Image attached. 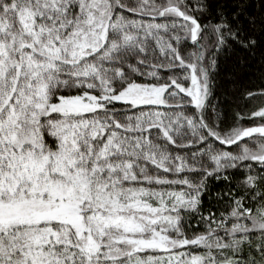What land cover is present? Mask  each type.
<instances>
[{
  "label": "snow or ice",
  "instance_id": "6c2138e0",
  "mask_svg": "<svg viewBox=\"0 0 264 264\" xmlns=\"http://www.w3.org/2000/svg\"><path fill=\"white\" fill-rule=\"evenodd\" d=\"M0 264H264V0H0Z\"/></svg>",
  "mask_w": 264,
  "mask_h": 264
}]
</instances>
